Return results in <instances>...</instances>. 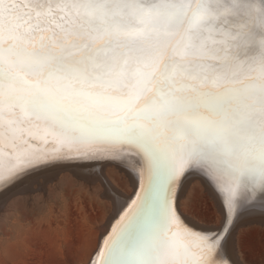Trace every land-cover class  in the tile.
Masks as SVG:
<instances>
[{
  "label": "snow or ice",
  "instance_id": "obj_1",
  "mask_svg": "<svg viewBox=\"0 0 264 264\" xmlns=\"http://www.w3.org/2000/svg\"><path fill=\"white\" fill-rule=\"evenodd\" d=\"M65 173L89 264H264V0H0V208Z\"/></svg>",
  "mask_w": 264,
  "mask_h": 264
},
{
  "label": "rangeland",
  "instance_id": "obj_2",
  "mask_svg": "<svg viewBox=\"0 0 264 264\" xmlns=\"http://www.w3.org/2000/svg\"><path fill=\"white\" fill-rule=\"evenodd\" d=\"M108 173L118 187L131 190L126 173L118 167L110 165ZM197 186L203 193L202 185ZM30 195L21 208L17 201L0 208V264H87L95 242L99 243L96 224L107 218L110 201L101 199L98 189L93 192L80 185L71 173L49 183L46 192L19 196ZM208 199L216 209L215 200Z\"/></svg>",
  "mask_w": 264,
  "mask_h": 264
},
{
  "label": "bare ground",
  "instance_id": "obj_3",
  "mask_svg": "<svg viewBox=\"0 0 264 264\" xmlns=\"http://www.w3.org/2000/svg\"><path fill=\"white\" fill-rule=\"evenodd\" d=\"M113 168H115L114 166H112ZM111 168V167H110ZM112 168V169H113ZM117 168V167H116ZM111 171V170H110ZM113 171V170H112ZM110 175V174H109ZM27 197H29V199L31 198V195L30 196H17V197H15L13 200H11L10 202H9V207L12 205V204H14L16 201V207H18V208H21L22 206H23V204H24V199L25 198H27ZM33 199L35 198V196L34 197H32ZM36 198H37V196H36ZM33 201H35V199L33 200ZM110 203V206H111V202H109ZM34 204H35V202H34ZM34 207H39L38 205L37 206H35V205H33ZM33 206H32V208H33ZM28 209H29V207H28ZM34 209V208H33ZM34 211V210H33ZM99 238V233H98V235H97V239ZM97 239H96V241H97ZM99 242V241H98ZM97 246H98V244H97V242H95V245H94V247H93V250H92V253H91V255L93 254V252H95V250H96V248H97ZM89 259V258H88ZM90 259H91V257H90ZM89 259V260H90ZM89 260H88V263L87 264H89Z\"/></svg>",
  "mask_w": 264,
  "mask_h": 264
}]
</instances>
